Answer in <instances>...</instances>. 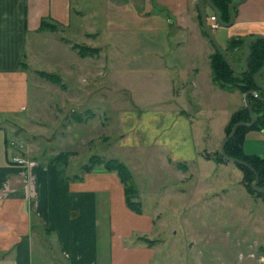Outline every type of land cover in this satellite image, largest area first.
I'll list each match as a JSON object with an SVG mask.
<instances>
[{
    "label": "crops",
    "instance_id": "0c3cea01",
    "mask_svg": "<svg viewBox=\"0 0 264 264\" xmlns=\"http://www.w3.org/2000/svg\"><path fill=\"white\" fill-rule=\"evenodd\" d=\"M201 6L209 26L212 10L204 2ZM232 16L230 25H218L215 32L211 31L227 55L229 38L246 40L255 34L264 36V0H244L232 7ZM41 20L62 29L75 25L77 30L96 29L97 23H103L104 32L109 34L114 32V27L110 26L122 20L126 32L125 55L106 52L109 43L107 37L102 38L100 34L91 41L93 48H98L96 54L80 56L67 40L57 39L55 30L39 29ZM40 36H49L65 46L68 55L81 58L75 67L65 65L60 78L64 103L69 101L71 105L72 100H77L76 107H83L84 111L99 105L117 109L121 98L116 94V80L122 78L124 84V79L132 73L146 71V68L149 73H159L163 78L167 96L162 103L172 100L175 105L186 107L184 93L204 99L205 103L209 98L207 92L227 91L211 81L209 55L213 47L202 33L195 0H97L91 7L76 3L74 6L71 0H0V264H152L154 244L148 245L138 237L150 238L153 217L142 211L133 212L125 205L122 184L114 172L98 167L82 172L83 162L68 174L77 149L56 148L54 154L48 153L47 157L45 152L30 155L10 146L9 142L14 139H6L5 129L10 134L17 131L16 123L9 121L7 114L26 109L31 86L27 79L30 69L24 59L28 63L37 61ZM27 44L28 53L25 52ZM237 55L239 52L232 57L236 66ZM114 60L116 62L112 63ZM170 69L174 70L177 89L172 88ZM36 71L33 69L31 73L35 77ZM103 73L106 85H90L91 89L88 88L84 96L90 99L79 104L80 97L71 94L72 83H77L76 91H84L88 84L83 81L88 76H96V79ZM34 83L32 94L36 106L39 90L36 81ZM73 110L72 105L70 111ZM121 115L127 114L124 111ZM163 115L173 116L167 132L175 123L181 124L177 110ZM80 121L82 125L86 119ZM187 123L184 121L185 125ZM146 129L136 136L128 134L135 137L134 141L123 138V143L115 146L123 153L122 157L133 148L149 146L151 141L144 136ZM179 135L176 134L177 147L182 139ZM152 146L168 154L169 147L174 149L173 144L162 141ZM13 155L27 159L30 164L13 163ZM119 157L116 159L128 168L130 158ZM99 211L103 215H98Z\"/></svg>",
    "mask_w": 264,
    "mask_h": 264
},
{
    "label": "rangeland",
    "instance_id": "374dc122",
    "mask_svg": "<svg viewBox=\"0 0 264 264\" xmlns=\"http://www.w3.org/2000/svg\"><path fill=\"white\" fill-rule=\"evenodd\" d=\"M71 2L74 6L75 3L89 7L97 4V0ZM102 24L97 23L96 29L78 30L73 27L75 25L66 29L53 26L57 39L67 40L77 54L80 49L81 53L84 51L86 55L94 56L98 48L94 49L91 41L101 34L109 43L106 52L125 55L126 32L121 25L124 21H115L116 26H110L114 27V32L110 34L104 32ZM85 30L90 32L85 33ZM61 45L49 36H40L37 61L28 63L24 59L30 69L27 79L31 87L25 111L7 114V119L17 125L15 134L5 129L6 139L15 141H12L13 147L30 155L45 152L46 157L56 148L77 149L78 154L70 162L68 174L85 163L90 155L130 158L128 169L137 189L140 210L154 220L150 238L146 237L151 240L150 244H154L152 264H263L264 199L250 191L249 182L237 165L216 160L229 116L243 106L242 94L236 90L223 93L213 89L207 92L209 98L205 103L204 99H197L189 93H184L186 107H179L172 100L162 103L167 96L163 78L159 73H149L146 68V71L141 69L132 73L131 77L124 79V84L121 83L122 78L116 80V94L121 98L117 101V109L99 105L84 111L83 107H76L77 100H72L71 105L69 101L64 103L61 87L37 73H52L61 78L65 65L75 67L79 64L81 58L68 55L63 48L65 46ZM33 69L37 70V77L31 74ZM170 70L172 88L177 89L174 70ZM105 76V73L96 79V76H88L83 81L88 86L80 92L76 91L77 83H72L74 90L71 94L79 96L78 103L82 104L90 99L84 98L88 88L91 89L90 85H106ZM34 81L39 90L36 106L32 94ZM201 102L204 103L200 105L202 108L197 105ZM72 105L74 110L71 112ZM173 109L177 110L181 124L175 123L167 132L166 127L173 116H164L163 113ZM124 111L128 117L121 115ZM74 116L86 119V122L80 125ZM174 120L178 121V118ZM184 121L188 122L187 125ZM145 128V139L151 141H147L149 146L133 148L122 157L123 153L115 146H120L125 139L134 141V136ZM130 133L134 136L129 137ZM69 134H72L71 138ZM176 134L182 138L178 147ZM156 140L171 143L174 149L169 147L168 154L155 148L152 144L157 143ZM241 150L245 155L264 153V123L257 128L245 129ZM98 215L103 213L99 211ZM99 226L102 227L101 220Z\"/></svg>",
    "mask_w": 264,
    "mask_h": 264
},
{
    "label": "trees",
    "instance_id": "16d2710c",
    "mask_svg": "<svg viewBox=\"0 0 264 264\" xmlns=\"http://www.w3.org/2000/svg\"><path fill=\"white\" fill-rule=\"evenodd\" d=\"M209 1L215 7L219 20L223 23H227L228 5L234 0ZM39 29L54 30L55 27L50 23L41 20ZM202 33L205 35L203 30ZM243 42L244 40L237 38H229L227 41L228 45L226 47V50L228 51V55L230 56H228L227 54L226 56L231 61L233 66L238 70L242 69L241 57L244 51ZM83 49L87 50L86 47H83ZM77 52L80 56L86 55L84 51H82L83 53H81L80 49ZM237 52H239V55L236 56L238 63V65L236 66L233 63L234 60L232 57H234ZM245 64V72L234 73L229 69L228 65L222 59L221 55L213 48L212 53L209 55V68L212 83L215 84L219 89L227 92L236 90L239 93L243 94L247 90H254L258 98H264V91L257 89L252 80L253 75L264 66V39L258 38L248 44V55L246 57ZM37 73L38 75L45 77L47 80H50L53 83H57L62 88L60 77L56 74L41 71H37ZM263 75L264 73L259 75L257 81L260 85L264 86V80L262 79ZM257 97H253L251 95L247 96V102L254 117L253 124L250 127L237 126L232 137L225 142L223 146V153L227 157L240 160L248 164V166H250V168H252V170L257 175L256 187L264 189V153L262 155H245L241 150V143L245 129L257 128L258 125L264 123V101H260ZM74 119L76 121L81 120L79 116H74ZM236 122H249V116L244 106H242L241 109L230 114L228 122L224 127L223 137H225L229 133L231 126ZM216 155V160L226 162L218 152ZM234 164L237 165L238 168L242 171L244 179L248 180L249 182L248 186L250 191H253L250 188V184L254 180L253 172L249 168L241 164ZM176 165L180 166L181 164L176 163ZM96 167L108 172H114L117 175L120 183L122 184L125 205L133 212L139 213L141 210L139 207V202L137 200V189L132 182V176L127 166L116 158H103L97 155H90L87 158L86 162L82 164L81 171L89 172ZM255 193L257 196H260L264 199L263 194L257 192ZM138 239L148 245H150L151 243V240H148L143 236H139Z\"/></svg>",
    "mask_w": 264,
    "mask_h": 264
},
{
    "label": "water",
    "instance_id": "95a60500",
    "mask_svg": "<svg viewBox=\"0 0 264 264\" xmlns=\"http://www.w3.org/2000/svg\"><path fill=\"white\" fill-rule=\"evenodd\" d=\"M244 0H236V1H233L231 2L229 5H228V22L227 23H223L219 20L218 18V15H217V11L215 9V7L210 3L209 0H195V4H196V7H197V10H198V13H199V16H200V21H201V26H202V30L204 31L205 35L208 37V39L210 40L211 44H212V47L221 55L222 59L225 61V63L228 65L229 69L234 72V73H243L246 71V64H245V60H246V57L248 55V44L253 42L255 39H258V38H261V39H264V36L263 35H260V34H255L253 36H251L250 38L244 40L243 42V54H242V57H241V67L242 69L241 70H238L236 69L233 64L231 63V61L228 59V57L226 56V54L224 53V51L218 46V44L216 43L211 31L208 29V26L206 24V19H205V15H204V12L202 10V6H201V2H204L206 5H208L210 7V9L212 10V13H213V16L215 18V21L218 23L219 26H228L232 23V19H233V16H232V7L240 2H242ZM228 43H226V47H227ZM262 73H264V66L259 69L252 77V80H253V83L255 85V87L257 89H260V90H263L264 91V86L263 85H260L257 81V78L259 75H261ZM248 95H251L253 97H257L256 95V92L254 90H247L245 91L243 94H242V103H243V106L245 107V109L247 110V113H248V116H249V122L247 123H243V122H236L234 123L231 128H230V131L229 133L223 137L219 147H218V153L221 155V157L226 161V162H229V163H237V164H241L247 168H249L253 174H254V180L251 182L250 184V188L257 192V193H261L264 195V189H260V188H257L256 187V182H257V175L256 173L252 170V168H250V166H248V164H246L245 162L243 161H240V160H236V159H233V158H230V157H227L224 153H223V146L225 144V142L232 137V135L234 134V131H235V128L237 126H244V127H250L253 122H254V117H253V114L249 108V105H248V102H247V96ZM258 98V97H257ZM260 101H264V98H258Z\"/></svg>",
    "mask_w": 264,
    "mask_h": 264
},
{
    "label": "built area",
    "instance_id": "2783aa9c",
    "mask_svg": "<svg viewBox=\"0 0 264 264\" xmlns=\"http://www.w3.org/2000/svg\"><path fill=\"white\" fill-rule=\"evenodd\" d=\"M209 21H210V24L208 26V29L210 31L214 30L215 28L218 27V23L215 21V18L213 15L209 16L208 17ZM9 145L12 146L14 145L13 142H9ZM11 161L15 164H18V165H24V164H30V161H28L27 159L23 158V157H19V156H16V155H13L11 157Z\"/></svg>",
    "mask_w": 264,
    "mask_h": 264
}]
</instances>
